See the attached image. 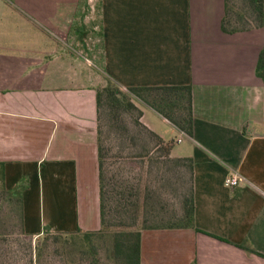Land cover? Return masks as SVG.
Returning a JSON list of instances; mask_svg holds the SVG:
<instances>
[{"label":"crops","instance_id":"crops-1","mask_svg":"<svg viewBox=\"0 0 264 264\" xmlns=\"http://www.w3.org/2000/svg\"><path fill=\"white\" fill-rule=\"evenodd\" d=\"M226 5L0 0V182L26 184L24 234L102 228L97 89L109 77L190 84L193 136L139 105L150 129L181 139L172 157L193 158L196 225L143 229L141 264H264V25L226 32Z\"/></svg>","mask_w":264,"mask_h":264},{"label":"rangeland","instance_id":"rangeland-1","mask_svg":"<svg viewBox=\"0 0 264 264\" xmlns=\"http://www.w3.org/2000/svg\"><path fill=\"white\" fill-rule=\"evenodd\" d=\"M229 5L234 27L255 24L244 0H232ZM132 99L142 104L139 98ZM106 107L107 115L101 121L106 226L92 240L82 233L28 236L22 229L18 193L0 182V264H122L114 251L115 232L181 222L182 197L189 189L186 167L160 162L162 157L150 151L153 141L139 134L135 113L123 105L116 107L115 116Z\"/></svg>","mask_w":264,"mask_h":264},{"label":"trees","instance_id":"trees-1","mask_svg":"<svg viewBox=\"0 0 264 264\" xmlns=\"http://www.w3.org/2000/svg\"><path fill=\"white\" fill-rule=\"evenodd\" d=\"M232 0H226V13L222 21L223 30L226 32H235L244 30L249 27L237 28L233 26L231 17V8L229 3ZM253 13L256 26L264 25V0H244ZM252 25V26H254ZM258 75L264 78V50L261 51L258 65ZM132 96L139 98L147 103L169 120L175 127L183 131L189 136L194 135V110H193V91L192 86L188 85H159V86H124L114 80L108 78L107 85L97 89L98 119H99V158H100V180H101V218L102 228L98 231H82L77 230L73 233L80 234L85 239L92 240L107 223V191L105 185V177L103 174V141L101 121L107 115V104L111 113L116 115V107H124L127 111L135 113V125L139 129L138 132L142 136L150 138L153 141L150 151L158 153L162 160L160 162H176L184 165L188 171L189 189L182 197V213L181 222L166 225H143L137 230L118 231L114 234V251L115 255L122 261V264H141V235L143 229L151 228H195V200L193 190V158L192 157H172L171 150L174 141H167L161 135L150 129L141 120L143 110L133 101ZM118 107V108H119ZM145 139V138H143ZM147 139L145 141H147ZM144 153V151L140 152ZM141 154V155H144ZM26 187L22 184L15 188V192L19 193ZM19 199V198H18ZM136 221L138 216H136ZM21 220L23 215L21 212ZM90 248H94V244H90ZM251 252L260 254L255 249L244 246Z\"/></svg>","mask_w":264,"mask_h":264},{"label":"built area","instance_id":"built-area-1","mask_svg":"<svg viewBox=\"0 0 264 264\" xmlns=\"http://www.w3.org/2000/svg\"><path fill=\"white\" fill-rule=\"evenodd\" d=\"M181 139H178L180 141ZM225 184L230 187L239 185V177L237 175L229 174L225 178Z\"/></svg>","mask_w":264,"mask_h":264}]
</instances>
